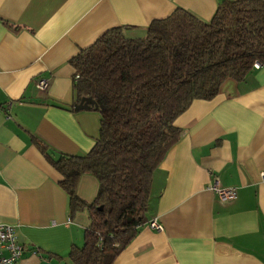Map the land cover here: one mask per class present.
<instances>
[{
  "label": "crops",
  "instance_id": "obj_1",
  "mask_svg": "<svg viewBox=\"0 0 264 264\" xmlns=\"http://www.w3.org/2000/svg\"><path fill=\"white\" fill-rule=\"evenodd\" d=\"M223 0H0V224L24 248L11 264H69L83 244L86 211L69 213L61 175L32 141L84 154L98 136L97 111H75L70 59L105 31L146 35L149 23L180 8L209 20ZM47 80L40 91L35 83ZM181 130L154 170L147 218L113 264H264V66L225 79L174 121ZM234 188L221 202L208 185ZM98 189L80 176L78 196Z\"/></svg>",
  "mask_w": 264,
  "mask_h": 264
},
{
  "label": "trees",
  "instance_id": "obj_2",
  "mask_svg": "<svg viewBox=\"0 0 264 264\" xmlns=\"http://www.w3.org/2000/svg\"><path fill=\"white\" fill-rule=\"evenodd\" d=\"M124 27L103 32L70 59L79 100L98 101V136L84 154L32 141L60 175L70 215L86 211L83 244L69 264H113L147 220L154 170L175 145V119L192 101L210 100L222 82L264 66V0H223L209 20L183 9L152 20L141 38ZM77 76V77H76ZM98 182L91 202L77 194L81 175Z\"/></svg>",
  "mask_w": 264,
  "mask_h": 264
},
{
  "label": "built area",
  "instance_id": "obj_3",
  "mask_svg": "<svg viewBox=\"0 0 264 264\" xmlns=\"http://www.w3.org/2000/svg\"><path fill=\"white\" fill-rule=\"evenodd\" d=\"M255 66L258 67L259 65L256 64ZM47 85L48 83L45 79H39L35 83L36 88L40 91L46 90ZM208 188L217 195L221 202L231 200L236 195L234 188L222 187L216 180L209 184ZM146 225L158 232L162 230V225L156 218L147 220ZM23 252L24 248L17 240L15 227L10 224H0V264H11L19 260Z\"/></svg>",
  "mask_w": 264,
  "mask_h": 264
},
{
  "label": "water",
  "instance_id": "obj_4",
  "mask_svg": "<svg viewBox=\"0 0 264 264\" xmlns=\"http://www.w3.org/2000/svg\"><path fill=\"white\" fill-rule=\"evenodd\" d=\"M90 108L97 109L99 108V103L91 97H81L78 102L73 105L75 111L79 110H88Z\"/></svg>",
  "mask_w": 264,
  "mask_h": 264
}]
</instances>
